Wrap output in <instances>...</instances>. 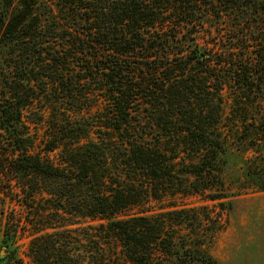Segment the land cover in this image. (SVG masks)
I'll use <instances>...</instances> for the list:
<instances>
[{
  "label": "trees",
  "instance_id": "1",
  "mask_svg": "<svg viewBox=\"0 0 264 264\" xmlns=\"http://www.w3.org/2000/svg\"><path fill=\"white\" fill-rule=\"evenodd\" d=\"M4 6L0 45L19 51L22 61L0 97V186L22 206L33 208L45 194L59 199L57 213L99 222L79 231L53 227L34 238L32 263L216 264L189 209L118 215L222 185L225 89L235 91L232 116H242L244 130L264 132V115L255 123L250 114L264 101V0H4ZM52 90L96 128L94 139L50 131L40 146L58 152V161L36 150L35 122L25 114ZM250 175L261 177L264 189V172ZM20 223L7 216L8 242L17 239Z\"/></svg>",
  "mask_w": 264,
  "mask_h": 264
},
{
  "label": "rangeland",
  "instance_id": "2",
  "mask_svg": "<svg viewBox=\"0 0 264 264\" xmlns=\"http://www.w3.org/2000/svg\"><path fill=\"white\" fill-rule=\"evenodd\" d=\"M7 15L9 9L4 6V0H0V19H6ZM212 26H215L212 21L207 24L208 28ZM213 32L217 33L215 27ZM202 44L204 45V41ZM16 60H19V64L22 61L19 51H13L10 45H0V97L4 81L17 71ZM50 93L51 98L37 101L25 114L30 121L35 122L31 131L37 138L36 150L52 161H58V152L47 153L40 146L43 140H51L50 131L57 128L59 136L75 134L76 137H84L89 133L90 138L94 139L93 132L96 128L93 127L92 117L73 111L71 106L56 97L53 90ZM223 95L226 126L223 129L227 151L223 157L220 177L222 185L207 190L202 197H165L119 214L118 218L126 219L142 212L159 214L186 208L189 209L190 216L199 220L202 227V249L214 257L216 264H264V189H261V177L250 175L255 170L264 172V132L257 137L244 130L242 116H232L235 91L227 88ZM90 104L94 106L98 103L91 100ZM250 114H254L255 123L262 121L264 101L257 100L254 111ZM65 119L73 123L69 124ZM252 140L255 143H251ZM4 186H0V252L5 251L6 255L0 256V264H33L29 257L32 240L54 232L51 229L53 227L67 225L72 230L79 231L99 223L72 217L62 211L57 213L56 209H60L59 199H50L45 194L43 198L37 197L33 208L22 206V202L10 198ZM42 186L53 190L57 188L52 182H45ZM212 196L216 199L212 200ZM173 205L177 207L174 208ZM11 215L21 222L15 242H8L4 236L6 218ZM87 239L83 237L84 244H87Z\"/></svg>",
  "mask_w": 264,
  "mask_h": 264
},
{
  "label": "water",
  "instance_id": "3",
  "mask_svg": "<svg viewBox=\"0 0 264 264\" xmlns=\"http://www.w3.org/2000/svg\"><path fill=\"white\" fill-rule=\"evenodd\" d=\"M5 255H6L5 251L0 252V256H5Z\"/></svg>",
  "mask_w": 264,
  "mask_h": 264
}]
</instances>
